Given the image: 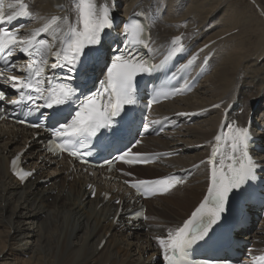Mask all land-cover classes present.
I'll use <instances>...</instances> for the list:
<instances>
[{"label": "bare ground", "instance_id": "6f19581e", "mask_svg": "<svg viewBox=\"0 0 264 264\" xmlns=\"http://www.w3.org/2000/svg\"><path fill=\"white\" fill-rule=\"evenodd\" d=\"M27 1L36 12L38 24L55 13L66 10L73 13L72 0ZM155 1L167 7V16L153 32L156 45L182 35L198 41L195 53L199 57L209 56L215 64L194 94L162 107L167 109L166 113L201 109L210 112L197 121L200 127L187 126L174 132L171 141L147 139L153 149H183V152L159 164L135 168L134 175H138L135 178H155L200 160L206 149L200 146L212 137L229 104H238L235 110L242 105L249 110L257 101L264 105V0H243L250 9L236 5L242 0H165L166 4L160 0H120V3L123 12H128L137 5ZM19 2L8 0V5L15 9ZM205 86L208 87L202 92ZM7 135L9 139L5 140ZM20 135L22 138L16 140L15 136ZM26 138L27 133L13 125L0 127V261L10 260V264H154L155 249L162 245L161 240L180 227L205 191L206 183L199 170L192 184L172 193L179 192L173 199L154 203L166 197L162 196L146 202L148 231L119 228L110 219L118 205L109 201L98 209L102 198L99 195L90 198L85 179L69 181L64 171L54 167L25 185L10 175L4 154L26 147ZM28 154L30 157L33 150ZM30 161L39 167L48 163L47 159L41 163ZM143 174L146 176H139ZM45 178L50 181L43 182ZM120 220L124 226L128 222L123 216ZM253 237L264 242V222L261 229L251 230L244 239ZM143 240L145 246L140 244Z\"/></svg>", "mask_w": 264, "mask_h": 264}, {"label": "rangeland", "instance_id": "374dc122", "mask_svg": "<svg viewBox=\"0 0 264 264\" xmlns=\"http://www.w3.org/2000/svg\"><path fill=\"white\" fill-rule=\"evenodd\" d=\"M236 5H239L240 7H242L243 9H250V6L248 5V2L247 1H244L243 2V0L241 1V2H239L238 4H236ZM216 31H218V28L217 29H215L214 31H212L211 32V34L213 33V32H216ZM213 72V71H212ZM207 85V84H206ZM207 87L208 86H205V88L202 90V92H204L205 91V89H207ZM201 92V93H202ZM201 93H200V95H201ZM262 106V104H260L259 105V107H261ZM262 110L264 109V107L262 106V108H261ZM195 125H193V126H201V124L200 123H198L197 124V122H195L194 123ZM6 140V139H5ZM188 146H190V145H187V147ZM139 176H146V175H139ZM183 189V188H182ZM179 192H177L176 194H178ZM176 194H172V195H169V196H166V197H164V198H162L161 200H156V201H154V203H157V202H162V203H164V202H167L168 200H171V198L173 199L175 196H176ZM157 237H159V234L157 235ZM140 244H142L143 246H145L146 245V240H143V241H140ZM122 254H124L125 252L123 251V252H121ZM120 255V258L122 259H124V257H123V255ZM147 256V254L145 255V257ZM10 260H5V261H0V263H3V264H10V262H9ZM4 262H6V263H4ZM8 262V263H7Z\"/></svg>", "mask_w": 264, "mask_h": 264}]
</instances>
